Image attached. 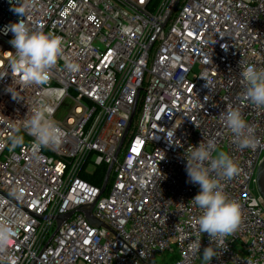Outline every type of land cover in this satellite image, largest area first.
<instances>
[{
	"label": "built area",
	"instance_id": "2783aa9c",
	"mask_svg": "<svg viewBox=\"0 0 264 264\" xmlns=\"http://www.w3.org/2000/svg\"><path fill=\"white\" fill-rule=\"evenodd\" d=\"M21 19L62 37L79 71L61 59L45 85L13 77L5 32ZM240 62L264 69V0H0V222L16 232L6 264H264V202L252 189L264 147L241 149L220 118L238 109L264 145V108L241 95ZM40 101L65 135L37 158L24 124ZM17 131L25 144L12 150ZM204 136L237 164L221 186L242 208L210 262L183 156ZM99 165H113L108 195L80 176ZM92 204L101 225L76 212L57 230L59 215Z\"/></svg>",
	"mask_w": 264,
	"mask_h": 264
},
{
	"label": "clouds",
	"instance_id": "9594fccd",
	"mask_svg": "<svg viewBox=\"0 0 264 264\" xmlns=\"http://www.w3.org/2000/svg\"><path fill=\"white\" fill-rule=\"evenodd\" d=\"M24 15L23 11L16 9ZM13 34L10 44L15 49L10 61L13 77L19 75L24 86L45 85L49 82L51 70L58 61L64 60V68L69 73L79 71V64L65 58L63 38L51 32L31 29L23 19L7 26L5 34ZM242 93L256 108H264V69L240 62ZM3 77H0L2 79ZM7 91L17 97L13 86ZM227 128L233 134V141L241 149L251 148L253 151L264 147L254 137L251 125L244 119L238 109H231L220 114ZM24 130L33 137L32 153L39 158L42 149L58 148L64 139V131L54 119L53 109L40 101L30 109L24 124ZM172 143L171 139L168 138ZM10 148L15 150L25 144L24 136L17 131L9 138ZM216 153L213 156V153ZM186 159L188 182L198 184L199 193L191 200L202 210L197 224L199 233H207L209 246L203 249V260L210 262L219 258L218 250L225 244L228 236L233 235L242 222V208L238 201L230 199L223 191L222 180H231L239 173V168L232 157L217 151L214 140L204 139L198 146H189L183 154ZM207 163V167L205 164ZM215 173V175H212ZM179 231V229H177ZM16 232L11 223L0 222V264H6L5 253ZM195 250L201 249V238L198 236L190 242Z\"/></svg>",
	"mask_w": 264,
	"mask_h": 264
},
{
	"label": "water",
	"instance_id": "95a60500",
	"mask_svg": "<svg viewBox=\"0 0 264 264\" xmlns=\"http://www.w3.org/2000/svg\"><path fill=\"white\" fill-rule=\"evenodd\" d=\"M135 110H136V105L131 117V121H130V125L133 121V117L135 114ZM129 125V128H130ZM129 128L127 129V132L129 130ZM126 132V133H127ZM112 170H113V165H110L108 167V171H107V175L104 181V185L103 188L101 189V194L100 196L104 195L109 187V183H110V179H111V174H112ZM256 187H257V192L260 195V197L262 198L263 202H264V160L261 162L258 171H257V175H256ZM95 204L92 205H86V206H81L79 207L76 211H72L66 214H62L59 215L57 217V222H58V228L57 230L65 223L67 222L76 212H80V213H84L87 217V219L92 223V224H97V225H101V223L96 220L92 214L93 208H94ZM57 230L55 231V234L57 233Z\"/></svg>",
	"mask_w": 264,
	"mask_h": 264
},
{
	"label": "trees",
	"instance_id": "16d2710c",
	"mask_svg": "<svg viewBox=\"0 0 264 264\" xmlns=\"http://www.w3.org/2000/svg\"><path fill=\"white\" fill-rule=\"evenodd\" d=\"M107 171H108V167L106 165H99L95 168V170L92 173L84 171L80 176L88 183L94 185L97 188L102 189L107 175ZM109 190L110 189H107L105 195H108Z\"/></svg>",
	"mask_w": 264,
	"mask_h": 264
},
{
	"label": "rangeland",
	"instance_id": "374dc122",
	"mask_svg": "<svg viewBox=\"0 0 264 264\" xmlns=\"http://www.w3.org/2000/svg\"><path fill=\"white\" fill-rule=\"evenodd\" d=\"M255 179H256V177H255ZM252 189H253V191H254L255 194H256V193H257L256 183H253V184H252Z\"/></svg>",
	"mask_w": 264,
	"mask_h": 264
}]
</instances>
